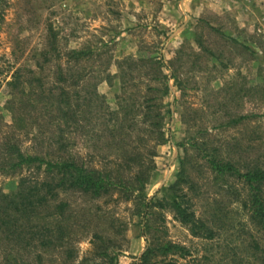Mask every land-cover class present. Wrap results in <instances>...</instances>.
<instances>
[{
  "label": "rangeland",
  "instance_id": "rangeland-1",
  "mask_svg": "<svg viewBox=\"0 0 264 264\" xmlns=\"http://www.w3.org/2000/svg\"><path fill=\"white\" fill-rule=\"evenodd\" d=\"M71 49L86 56L70 59ZM120 61L132 66L124 88ZM78 73L83 81L70 86ZM14 75L25 93L7 84ZM55 84L69 94L94 89L100 96L78 117L87 134L73 132L72 154L121 175L123 186L99 197L59 193L56 201L67 203L64 216L42 210L43 219L32 225L38 231L58 220L64 240L21 247L0 239V264H141L148 246L147 264H264V232L249 219L245 188L207 163L211 154L264 159V0H0V122L12 123L26 92L41 110V92L49 94ZM153 93L163 114L158 128L132 107ZM119 103L125 112L114 126L120 131L107 133L114 119L106 112ZM21 139L25 146L35 142ZM183 161L192 210L211 238L192 235L157 203L172 197L169 186ZM138 171L142 180L133 181ZM18 174L0 173V190L14 192ZM167 243L182 250L161 255Z\"/></svg>",
  "mask_w": 264,
  "mask_h": 264
},
{
  "label": "trees",
  "instance_id": "trees-1",
  "mask_svg": "<svg viewBox=\"0 0 264 264\" xmlns=\"http://www.w3.org/2000/svg\"><path fill=\"white\" fill-rule=\"evenodd\" d=\"M246 49L250 48L246 47ZM85 56L86 53L83 50H70V59L79 60ZM122 63L123 61L118 62L117 67L120 70L117 76L124 88L126 69L130 70L132 66L128 65V68H124ZM171 72L173 75L174 71ZM59 79L64 81L63 78ZM83 79L84 74L78 73L75 80H70V86H78ZM18 80L19 77L14 75L7 84L11 86L14 93L16 91L23 94L25 91L19 90ZM104 80L110 84L112 76L107 73ZM54 89L58 90V94L53 93ZM157 89L154 88V91ZM163 89L164 94L169 91L166 84ZM253 89L252 87L251 90ZM260 89L263 94L264 88ZM49 92L46 94L43 90L41 92L45 94L43 97L39 94L43 102L39 111L35 110L36 106L29 96L32 92H26L25 98L15 108L16 113L12 116V123L8 125L0 122V173H20L14 192L4 193L0 190V239L12 241L15 246L30 247L37 244L47 247L58 245L64 240L66 232L58 220L64 216L67 203L56 201L59 193L78 191L92 197H99L108 193L117 183L123 186L121 175L112 176L110 170L89 166L84 160L72 154L75 146L73 132L79 136L87 134L83 121L78 117L84 113L83 108L87 107L91 100L98 99L100 96L94 89L85 92V95H80V90L73 92L70 90L69 94L58 84L50 88ZM142 100L143 102H140L138 99L132 107H137V112L141 111L142 117H146V121L149 120V126L160 127L163 118L160 99L153 93L145 94ZM152 107L154 110H151ZM145 108L146 112H142ZM21 109L24 113L18 112L22 111ZM120 112H125L120 103L117 109L107 110L109 119H114L113 128L106 130L107 133L120 131L114 126L119 121ZM248 116H239L238 119ZM26 119H30L32 123L25 122ZM30 123L31 127L33 124L37 127L35 132H31ZM1 125L5 126L6 130H2ZM22 137H31L35 142L25 146ZM207 163L217 174L232 176L242 183L246 190L243 205L249 211V219L259 231L264 232V159L216 158L211 154ZM22 171L28 173L22 174ZM141 174L143 172L138 171L133 181L142 180ZM188 183L187 168L183 161L176 180L169 186L173 190L172 197L167 202L159 200L157 203L160 208L168 207L176 219L189 227L192 235L211 238L212 230L197 218L192 210L191 199L187 195ZM152 199L153 197L144 206H148ZM46 209L49 210L48 217H55L58 220H55V224L51 227L43 226L41 230L35 231V226L32 224L37 218L43 219L40 211ZM51 236L55 237L56 243ZM253 247L259 248L256 241H253ZM176 250H182V248L176 244L167 243L160 248V254L166 256ZM151 251L148 246L141 254V264H147ZM262 251L264 254V248Z\"/></svg>",
  "mask_w": 264,
  "mask_h": 264
}]
</instances>
